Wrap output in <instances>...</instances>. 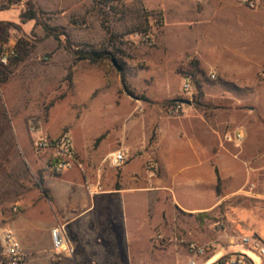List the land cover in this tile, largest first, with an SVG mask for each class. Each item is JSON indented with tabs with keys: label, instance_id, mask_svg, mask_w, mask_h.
Returning a JSON list of instances; mask_svg holds the SVG:
<instances>
[{
	"label": "crops",
	"instance_id": "crops-1",
	"mask_svg": "<svg viewBox=\"0 0 264 264\" xmlns=\"http://www.w3.org/2000/svg\"><path fill=\"white\" fill-rule=\"evenodd\" d=\"M190 8L185 0L163 7L165 38L184 44L172 64L198 60L205 73L220 79L218 95L206 94L210 107L205 111L192 104L179 117L92 116L102 123L116 121L121 129L98 147L89 136L84 144L74 134L76 162L70 169L59 176L44 173L39 187L23 185L15 205L0 206V223L4 220L16 234L29 264L41 250L53 251L50 232L59 225L67 227L76 248L73 264H146L145 257L155 259L158 252L153 235L170 223L166 211L172 218L177 211H213L221 202L219 179L235 181L233 193L252 176L264 182V154L248 150L253 139L256 146L264 140V79L259 78H264V0L255 10L237 0H205L191 18ZM190 22L194 29L187 27ZM180 77L166 86L176 90L173 99L185 97V77ZM231 133L243 135L241 146L226 141ZM238 148L250 156H241ZM118 150L128 161L116 168L109 157ZM257 196L264 199L263 193ZM43 217L50 222L43 227L42 248L37 234L27 229Z\"/></svg>",
	"mask_w": 264,
	"mask_h": 264
},
{
	"label": "rangeland",
	"instance_id": "rangeland-1",
	"mask_svg": "<svg viewBox=\"0 0 264 264\" xmlns=\"http://www.w3.org/2000/svg\"><path fill=\"white\" fill-rule=\"evenodd\" d=\"M31 1L40 11V21L24 23L22 14ZM204 1L185 0L191 6L187 16L191 18L192 13L200 11ZM172 2L0 0V56L11 49L17 54L7 66L0 64V206L15 205V197L24 192L21 186L37 188L44 173L50 174V153L42 158L32 146L31 121L38 122L43 133H53L54 138L69 132L72 138L76 134L85 144L89 136L98 147L111 132L116 135L121 125L116 121L102 123L92 116L170 114L167 103L180 98L173 99L176 90L166 86L191 72L192 60L172 64V58H178L184 45L171 37L165 38L163 7ZM5 25L9 27V42ZM187 27L194 29V22ZM21 38L27 42L24 49L17 50ZM70 46L74 49L88 46L109 55L101 63L92 64L70 52ZM110 55L118 60L122 71ZM202 79L204 98L200 105L194 106L195 96L189 98L198 111L210 107L206 94L217 96L221 82L215 72H207ZM241 133L246 137L244 130ZM254 142L248 145V150L264 154V140L257 146ZM241 149L238 148L241 156H250ZM236 187L235 181L219 179L217 194L221 202L213 211L199 214L177 211L174 218L171 210L166 211L170 223L153 235L162 237L153 243L158 250L156 260L147 256L145 263L189 264L190 244L216 243L219 252L213 260L205 262L197 258L198 264H217L220 258L232 254L264 264V256L259 260L257 252L249 254L241 243L243 236L264 242V199L257 196L264 194V182L252 176L239 192L233 193ZM49 222V217H43L27 229L28 234H37L42 248L46 244L43 227ZM0 224L5 226L6 222L2 220ZM68 263L73 264V259L41 250L30 264Z\"/></svg>",
	"mask_w": 264,
	"mask_h": 264
},
{
	"label": "built area",
	"instance_id": "built-area-1",
	"mask_svg": "<svg viewBox=\"0 0 264 264\" xmlns=\"http://www.w3.org/2000/svg\"><path fill=\"white\" fill-rule=\"evenodd\" d=\"M203 1V0H199ZM245 7L255 10L263 0H237ZM16 52L11 49L2 53L0 56V64L7 66L10 60L16 57ZM215 78V75H212ZM185 97L180 99H188L193 97L196 89L190 77L184 79ZM188 105L181 103H174L170 108V114L174 117H179L184 114V109ZM30 132L34 137L33 148L36 154L50 153L48 163V171L52 176H59L66 170L70 169L76 162V151L74 141L69 132L63 133L58 138L47 137L41 130L39 123L35 120L30 122ZM226 141L241 146L244 142V137L240 133H231L225 137ZM128 161V156L125 151L118 150L111 154L109 163L111 166L119 168L125 165ZM14 212L18 211L17 207L13 208ZM51 240L53 252L64 258L74 259L76 248L72 245L67 227L59 225L51 229ZM162 237L158 236L160 240ZM241 243L248 248V253L254 251L258 254V259L262 260L264 256V242L259 238H252L249 236L241 237ZM218 245L210 243L205 246H198L190 244L189 254L191 260L189 264H198L197 258L205 259V262H211L213 256L218 254ZM225 258V259H224ZM0 264H29L27 254L23 249L16 234L8 227L0 224ZM217 264H257L246 256L239 254H232L220 258Z\"/></svg>",
	"mask_w": 264,
	"mask_h": 264
},
{
	"label": "trees",
	"instance_id": "trees-1",
	"mask_svg": "<svg viewBox=\"0 0 264 264\" xmlns=\"http://www.w3.org/2000/svg\"><path fill=\"white\" fill-rule=\"evenodd\" d=\"M22 20L24 23L32 20L40 21V11L39 9L36 8V6L32 1L29 2L28 4V10L22 14ZM5 26H6V34H5L6 42H9V27L8 25ZM18 28L20 29V27ZM26 42L27 41L25 38H21L20 40H18L17 50L24 49ZM69 50L70 52L75 54L80 60H87L92 64L101 63L102 60L106 57V55H109L108 53L98 52L88 46H85L83 49H74L72 46H70ZM110 56H111L110 58H113L112 55ZM112 60H116V62H118V60L115 58H113ZM189 67L191 69V72L184 73V75L185 77H190L194 83L196 89V92L194 94L196 100L194 102V106L198 107L200 105V101L204 98V91H203L204 80L202 78L206 76V73L201 69L200 62L196 59H192L190 61ZM167 105L171 108L174 105V102L170 101L167 103Z\"/></svg>",
	"mask_w": 264,
	"mask_h": 264
},
{
	"label": "water",
	"instance_id": "water-1",
	"mask_svg": "<svg viewBox=\"0 0 264 264\" xmlns=\"http://www.w3.org/2000/svg\"><path fill=\"white\" fill-rule=\"evenodd\" d=\"M113 63L115 64V66L117 67V69L119 71H122V68L118 66L116 60H113ZM174 103H181V104H184V105H192L193 102L191 100H188V99H176V100H173Z\"/></svg>",
	"mask_w": 264,
	"mask_h": 264
}]
</instances>
